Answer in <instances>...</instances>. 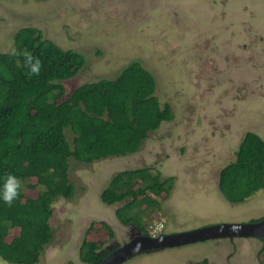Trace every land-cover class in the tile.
Segmentation results:
<instances>
[{"label":"rangeland","instance_id":"374dc122","mask_svg":"<svg viewBox=\"0 0 264 264\" xmlns=\"http://www.w3.org/2000/svg\"><path fill=\"white\" fill-rule=\"evenodd\" d=\"M25 28L85 58L82 70L63 82L69 95L139 62L154 77L160 104L174 114L134 155L90 165L69 160L74 198L53 204L55 236L40 264H84L79 249L93 222L113 229L107 247L129 240L134 227L115 215L122 205L100 198L112 178L128 170L153 167L175 178L171 194L157 199L159 209L142 215L148 236L264 220V190L232 204L217 184L245 133L264 139V0H0V51L10 53L14 35ZM66 135L72 144L69 129ZM263 246L254 237L211 239L122 264H260ZM0 264L7 263L0 258Z\"/></svg>","mask_w":264,"mask_h":264},{"label":"trees","instance_id":"16d2710c","mask_svg":"<svg viewBox=\"0 0 264 264\" xmlns=\"http://www.w3.org/2000/svg\"><path fill=\"white\" fill-rule=\"evenodd\" d=\"M25 52L41 59L38 76L25 68ZM85 64L82 54L61 49L33 28L14 35L10 53L0 51V176L11 172L24 182V191L11 207L0 201V258L7 264H40L55 236L50 224L53 204L74 198L70 159L90 165L134 155L163 122L174 119L169 104L162 106L155 95L154 77L139 62L114 79L82 85L69 95L63 82ZM67 129L73 134L72 144ZM174 180L163 178L153 167L123 171L100 198L109 206L122 205L115 211L118 221L148 236L142 215L151 207L159 209L157 199L171 194ZM217 184L232 204L264 190V139L245 133L234 162L218 172ZM114 236L108 224L93 222L79 249L80 262L100 264ZM257 260L264 264V246Z\"/></svg>","mask_w":264,"mask_h":264},{"label":"water","instance_id":"95a60500","mask_svg":"<svg viewBox=\"0 0 264 264\" xmlns=\"http://www.w3.org/2000/svg\"><path fill=\"white\" fill-rule=\"evenodd\" d=\"M262 223H264V220H261L258 222L240 223V224H219V225L204 227L201 229H196V230L183 232V233L169 234V235L161 234L157 237L142 235L140 233V231L134 227V230H132V231L135 232V236L132 239L128 240L126 243H124L122 246L118 247L117 249H115L114 251L109 253L101 261L100 264H105V262L113 254H115L116 252L120 251L121 249H124L125 247L131 245L137 239H145L147 241H159L161 239H171V238L174 239L176 237L178 238V237H183L186 235L197 234L198 237L201 235V237L196 238L192 241H184L181 243L176 242L173 245L172 244L157 245L155 247H151L148 249L131 250L127 254L124 252L118 256L119 259L117 261L116 260L112 261L111 264H122L123 262L127 261L128 259L134 257L135 255L141 254V253H149V252L159 251V250L164 249V248L184 246V245H188V244H192V243H196V242H201V241H206V240H211V239H222V238L233 239V238H247V237L264 238V234L263 235H255V234H251L252 232H247V230H249V229L251 230V229L255 228L256 226H258ZM234 227H236L238 230L240 229L241 232H236L237 230H233ZM251 227H253V228H251ZM244 229H247L245 233L242 232ZM214 230H216V231L218 230V232L214 235H211Z\"/></svg>","mask_w":264,"mask_h":264},{"label":"clouds","instance_id":"9594fccd","mask_svg":"<svg viewBox=\"0 0 264 264\" xmlns=\"http://www.w3.org/2000/svg\"><path fill=\"white\" fill-rule=\"evenodd\" d=\"M24 66L30 75L38 76L42 69V61L30 52L23 53ZM24 191L23 179L11 172H5L0 176V201L11 207ZM233 230H238L236 227Z\"/></svg>","mask_w":264,"mask_h":264},{"label":"bare ground","instance_id":"6f19581e","mask_svg":"<svg viewBox=\"0 0 264 264\" xmlns=\"http://www.w3.org/2000/svg\"><path fill=\"white\" fill-rule=\"evenodd\" d=\"M253 228V227H251ZM263 228V229H262ZM247 229H244L242 232H246ZM218 232V230H214L213 233L211 235H214ZM236 232H241L240 229L237 230ZM247 232H252L251 234H255V235H263L264 234V223L256 226L253 229H249L247 230ZM201 237V235L199 236ZM197 236V234H193V235H186L183 237H176V238H171V239H161L159 241H147L145 239H137L136 241H134L131 245L125 247L124 249H121L120 251L116 252L115 254H113L106 262L105 264H111L112 261H117L119 259V255H121L122 253H129L131 250H137V249H148L151 247H155L157 245H165V244H174L176 242L181 243L184 241H192L196 238H199ZM261 238V237H260ZM258 238V239H260Z\"/></svg>","mask_w":264,"mask_h":264},{"label":"flooded vegetation","instance_id":"af4514ba","mask_svg":"<svg viewBox=\"0 0 264 264\" xmlns=\"http://www.w3.org/2000/svg\"><path fill=\"white\" fill-rule=\"evenodd\" d=\"M158 170V169H157ZM174 185H175V180H174ZM173 188H174V186H173ZM135 236V232L134 231H130V235H129V240L130 239H132L133 237ZM114 239V238H113ZM118 247H120V246H112V244L110 245V246H106L105 247V250H107L108 251V253H111L112 251H114L115 249H117Z\"/></svg>","mask_w":264,"mask_h":264}]
</instances>
